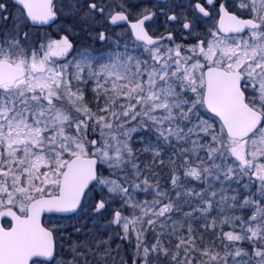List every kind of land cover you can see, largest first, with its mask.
<instances>
[{
	"label": "snow or ice",
	"instance_id": "snow-or-ice-1",
	"mask_svg": "<svg viewBox=\"0 0 264 264\" xmlns=\"http://www.w3.org/2000/svg\"><path fill=\"white\" fill-rule=\"evenodd\" d=\"M0 264H264V0H0Z\"/></svg>",
	"mask_w": 264,
	"mask_h": 264
}]
</instances>
